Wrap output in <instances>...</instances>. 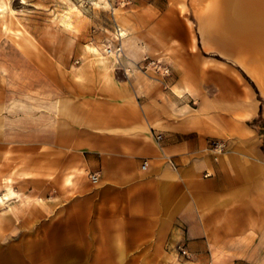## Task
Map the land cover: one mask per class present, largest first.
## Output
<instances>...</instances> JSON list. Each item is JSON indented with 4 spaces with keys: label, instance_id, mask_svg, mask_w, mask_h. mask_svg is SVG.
I'll return each mask as SVG.
<instances>
[{
    "label": "rangeland",
    "instance_id": "obj_1",
    "mask_svg": "<svg viewBox=\"0 0 264 264\" xmlns=\"http://www.w3.org/2000/svg\"><path fill=\"white\" fill-rule=\"evenodd\" d=\"M95 1L0 0V184L10 177L20 195L11 201L13 210L0 207V264L54 262V241L68 228L82 238L74 244L84 250L75 264H230L232 254L226 252L213 251L201 261L184 246L138 237L137 230L105 219L100 206L85 201L86 190L65 184L67 173L82 177L85 172L72 147L70 166L61 169L55 162L56 133L77 116L78 103L112 98L123 82L143 90L154 112L172 121L183 118L181 106L193 109L186 126L207 142L249 138L264 157L262 91L237 54L225 56L203 43L199 0H109L110 6ZM116 25L146 47L135 68L103 52V45L115 42ZM86 46L98 48L105 65L96 63ZM156 66L170 69L166 89ZM28 96L43 107L33 116L17 117L12 104H29ZM251 104L255 114L240 120L241 109ZM155 127L165 130L162 121ZM59 170L63 179L57 188Z\"/></svg>",
    "mask_w": 264,
    "mask_h": 264
},
{
    "label": "crops",
    "instance_id": "obj_2",
    "mask_svg": "<svg viewBox=\"0 0 264 264\" xmlns=\"http://www.w3.org/2000/svg\"><path fill=\"white\" fill-rule=\"evenodd\" d=\"M122 30L126 35L120 60L135 68L146 47ZM86 50L96 63L105 65L106 58L98 48L86 46ZM27 99L29 104H12L17 117L33 116L30 113L43 107L37 97ZM248 107L237 115L240 120L248 121L255 114L256 105ZM73 110L77 116L73 114L56 133L54 157L59 159L55 162L61 169L70 166L75 159L69 148L78 153L85 175L73 177L74 172H69L64 182H72L73 190H86L84 200L100 206L98 211L105 219L123 221V227L137 230L138 237L165 240L168 247L184 246L201 261L218 251L232 254L230 264H264V157L251 139L226 141L225 151L215 160L207 138L186 126L193 109L181 106L178 111L183 118L172 121L170 115L155 113L149 96L126 82L117 86L112 98L86 99ZM157 121H162L165 130L156 129ZM156 135H161L158 142ZM143 162L147 163L145 170L141 169ZM205 172L210 177H204ZM94 173L97 186L89 180ZM62 179L59 170L54 186L59 188ZM19 197L12 179L3 178L0 207L13 210L11 201ZM81 239L68 228L54 241V262L50 264H75L84 251L74 246ZM121 255L119 249L118 258Z\"/></svg>",
    "mask_w": 264,
    "mask_h": 264
},
{
    "label": "bare ground",
    "instance_id": "obj_3",
    "mask_svg": "<svg viewBox=\"0 0 264 264\" xmlns=\"http://www.w3.org/2000/svg\"><path fill=\"white\" fill-rule=\"evenodd\" d=\"M198 7L203 43L225 56L237 54L264 97V0H199ZM125 35L120 26L113 35L122 47L121 58ZM113 60L118 61L117 57Z\"/></svg>",
    "mask_w": 264,
    "mask_h": 264
},
{
    "label": "built area",
    "instance_id": "obj_4",
    "mask_svg": "<svg viewBox=\"0 0 264 264\" xmlns=\"http://www.w3.org/2000/svg\"><path fill=\"white\" fill-rule=\"evenodd\" d=\"M118 30L117 25L114 28V35H116V32ZM115 42L114 44L108 43L106 45H103V52L105 55H107L108 57H111L112 59L115 57H117L118 60L121 59L120 56L122 53V47L121 45L118 43V41L116 40L115 36H114ZM150 66V65H149ZM148 68V66H147ZM157 70V72L159 73V76L162 78V85L163 87L166 89L168 87V85L165 83V79L170 77V69L167 66H156L155 67ZM155 140L158 142L161 140V135H156L155 136ZM208 147L209 150L213 153L214 159H217L218 155H221L226 148V144L223 141H209L208 142ZM147 168V163L143 162L141 165V169L145 170ZM204 177H210V174L206 173L204 174ZM89 180L91 182V184H97L98 181V176L96 173L89 175Z\"/></svg>",
    "mask_w": 264,
    "mask_h": 264
}]
</instances>
